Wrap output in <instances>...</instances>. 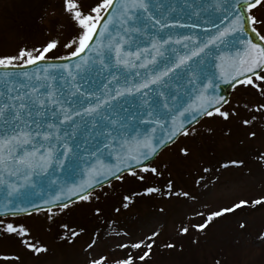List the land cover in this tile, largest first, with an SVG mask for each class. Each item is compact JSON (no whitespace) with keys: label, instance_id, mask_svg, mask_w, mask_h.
Instances as JSON below:
<instances>
[{"label":"snow or ice","instance_id":"obj_1","mask_svg":"<svg viewBox=\"0 0 264 264\" xmlns=\"http://www.w3.org/2000/svg\"><path fill=\"white\" fill-rule=\"evenodd\" d=\"M218 8L223 19L217 16L204 22L212 30L206 42L196 35L181 36L176 43L192 41L198 46L194 44V50L175 60L170 52L172 36L167 35L165 39L152 33L157 29L189 25L156 13L153 0H121L119 4L117 0H95L94 3L61 0L59 11L45 10L40 17L47 34L36 54L23 48L19 50V57L0 55V68L6 70L21 67L16 63L18 59L24 65H35L38 61L47 64L41 74L23 72L24 79L12 72L0 76L3 80L0 83V163L7 162L4 153H8L16 165L13 175L23 176L25 181L34 180L38 174L58 180L69 168L73 172L79 169L82 178L76 182L74 175L70 186L43 202L46 212L51 214L49 219L57 212L71 211L76 201L99 200L101 195H111L108 189L130 183H138L142 188V194L127 189L128 194H121L118 206L112 209L115 219L110 231L105 224L87 243L84 250L87 264H149L161 231L154 227L142 238L132 239L131 230L121 223L120 216L131 212L142 199H157L154 193H159L160 201L153 209L157 219L168 215L167 204L172 200L202 205L203 211L193 208L191 217L179 227V234L190 237L194 245H199L202 238L207 239L218 220L245 208L264 207V194L209 207L203 198L221 183L228 186L234 182L229 173L242 168L251 171L249 159L226 156L213 162L198 157L195 146L185 142L195 140L204 125L218 118H222L220 123L234 121L244 129L242 143L259 141L264 134L261 127L264 121V0H223ZM45 19L47 23H43ZM69 27L71 31L65 35L64 30ZM190 27L199 28L200 24ZM241 35L243 39H239ZM98 36L108 43L98 42ZM233 41L237 43L233 45ZM140 43L145 46L139 47ZM226 44L243 53L231 76V87L236 90L231 100L223 95H208L209 91L215 92L216 78H208L199 68L200 62L210 57L217 45ZM61 49L67 52L57 57ZM89 52L91 55H86ZM165 53H168L166 59ZM72 58L78 63H70ZM193 58L197 68H193ZM57 60L65 62L57 64ZM137 66L145 72L143 77ZM56 68L60 70L52 79L49 69ZM129 68L131 73L126 71ZM149 68L150 76L147 75ZM93 73L100 76L98 82ZM129 75L134 79L130 81ZM61 80L66 86L56 87ZM182 81H186L183 89L189 93L187 97L171 88L173 82L179 86ZM193 94L196 100L189 103ZM245 94L255 99H246ZM208 131L214 134L215 128L209 127ZM181 137L185 138L181 140L183 147L176 143ZM169 145H176L182 160L203 161L199 163L195 188L178 185L167 163H153ZM106 152L108 157L104 156ZM249 155L253 157L251 163L264 166V150ZM165 173L168 174L166 184L157 187L148 183L146 174L165 177ZM96 188L104 191L94 197ZM65 192L71 195L66 196ZM31 207L36 212L42 211L37 205ZM24 211L10 206L4 208L5 215ZM94 213L97 220L109 219L99 205L94 206ZM193 218L198 219L194 222ZM238 224L241 229L247 228L245 220ZM80 232L86 229L81 228ZM80 232L58 234L59 245L75 248ZM29 234V227L20 222L0 220V239H17L33 258H56L54 246L38 244L34 239L29 241ZM105 237L111 238L115 249L123 250L124 254L97 253ZM257 239L264 242V232L257 233ZM166 247L175 249L176 244L169 243ZM129 249L137 251L129 252ZM3 258L22 259L20 253Z\"/></svg>","mask_w":264,"mask_h":264},{"label":"rangeland","instance_id":"obj_2","mask_svg":"<svg viewBox=\"0 0 264 264\" xmlns=\"http://www.w3.org/2000/svg\"><path fill=\"white\" fill-rule=\"evenodd\" d=\"M94 3L95 0H89ZM61 0H0V55H15L19 57V50L26 48L36 54L35 50L40 48L46 37V30L42 28L41 15L47 10L49 13L55 9L60 10ZM43 23H47V19ZM71 28L65 29V35ZM67 49H61L56 55H64ZM60 53V54H59ZM62 53V54H61ZM17 64L23 63L22 59L16 61ZM236 95L233 88L228 99ZM246 99H255L247 97ZM227 108V105L224 106ZM210 121L208 125L201 128L200 135L195 140H185L181 137L176 143L183 147L181 140L193 144L196 148L198 157L212 160L232 156L244 157L249 159L250 169L242 168L239 171L229 173L234 182L228 186L224 183L218 185L213 192L205 196L204 202L211 208L225 206L233 200L257 198L264 194V166L251 163L253 157L250 153L257 150H264V134L259 141L249 144L242 143L244 129L236 122L224 121L220 123ZM197 127H200L197 125ZM209 127L215 128L214 134L208 131ZM264 128V121L261 122ZM231 129V135H229ZM171 149V150H169ZM159 153L153 163H167L171 169L172 176L178 185L184 188H195V180L199 163L203 161H185L180 158L181 154L176 145H169ZM165 177H158L160 183L166 184ZM155 177V176H154ZM149 184H153L148 179ZM107 189V186H105ZM127 190L142 194V188L138 183H130L117 189H108L111 195L105 197L101 195L99 200L76 201L71 207V211L57 212V215L49 219L50 213L41 211L30 213L19 217L2 218L5 222H20L29 227V241L33 239L39 244H49L56 249V258L39 257L33 258L28 255L17 239H0V264H87V257L84 250L90 237L96 232L104 229L105 224L108 230L112 226V209L118 206L121 194H128ZM104 190L95 191L102 193ZM157 199H142L131 211L120 216L121 223L131 230L132 239L142 238L145 233L152 228L161 231V236L154 245V255L150 258L149 264H264V242L257 239V233L264 232V207L245 208L235 215H230L225 219L218 220L210 229L207 239L202 238L199 245H194L190 237L179 234V227L182 222L191 217L192 209L196 208L203 211L200 203L192 204L182 200H172L168 202V215L163 218H155L154 206L160 203L159 193H154ZM102 207L109 219L100 217L94 218V206ZM195 219L193 218L194 222ZM247 221V228L241 229L238 222ZM55 221V223L53 222ZM73 223L70 229L68 224ZM76 226V227H73ZM86 232H80V229ZM80 232V238L75 248L61 247L59 245L58 234L64 232ZM169 243H175L176 248L166 247ZM97 253L104 255H123V250L115 249L114 241L105 237L100 246L96 249ZM129 252L137 250L129 249ZM20 253V261L6 260L5 255Z\"/></svg>","mask_w":264,"mask_h":264},{"label":"water","instance_id":"obj_3","mask_svg":"<svg viewBox=\"0 0 264 264\" xmlns=\"http://www.w3.org/2000/svg\"><path fill=\"white\" fill-rule=\"evenodd\" d=\"M121 0H117V4H119ZM223 0H153L155 11L161 16L164 17H175L176 19L181 21V25H189V27L177 26L176 28H172L171 30H160L157 29L153 32V35L163 36L165 39L167 35H171L173 38V43L170 47V52L172 53L171 58L175 60L177 57L181 55H185L188 52L194 50L195 42L192 41H181L180 43H176L177 40L181 36H189L196 35L199 37L201 41H205L208 39L209 34L212 32L210 28L204 23L208 19H215L217 16H220V11L218 5L222 3ZM222 20L223 17L220 16ZM167 22V20H165ZM199 23V28L190 27L192 24ZM219 23V21H217ZM243 35L239 37V39H243ZM98 42L103 44H107L108 41L103 37L96 38ZM237 42L233 41L232 44L235 45ZM185 44H187V48H185ZM145 45L143 43L139 44V47L143 48ZM198 46V44H195ZM135 47L131 49V51H135ZM126 51H128L126 49ZM240 53L238 56L237 54ZM86 55H91V53H86ZM243 53L242 50L230 46L225 45L224 47L216 46V50H214L210 57L204 58L200 64L199 68L203 69V74L208 78L215 76V83L217 85L215 92L209 91L208 95H223L225 97H229V94L232 91L231 87V76L235 74L234 65L238 63V60L242 58ZM168 58V53H165V59ZM51 62V59H48ZM193 68H197V64L195 63V58H193ZM57 64L63 63L65 61L57 60L55 61ZM73 65L78 63L76 58H72L70 61ZM143 63V60L140 62ZM21 67H17L15 69H2L0 68V76H4L5 72H12L20 76L21 79H24L22 76L23 72H28L31 74H41L42 70L47 67L46 62L38 61L35 65H20ZM163 67V64H161ZM59 68L49 69L50 72L53 73L52 79H54L55 72L59 71ZM107 71V70H105ZM129 73H131V69H127ZM137 71H141L142 77L145 75V72L137 66ZM151 68L148 69L147 75L150 76ZM97 82L100 79V76L96 73H93ZM6 79V77H4ZM134 77L129 75V80H133ZM207 82V80H205ZM0 83H3V80H0ZM9 84L13 83V81H8ZM186 81H182L179 86L173 82L171 84V88L174 92L181 93L184 97H187L189 93L184 91L183 84ZM66 86L64 82L58 81L56 83V87ZM155 96V93H153ZM196 100L195 94L192 95L191 99L188 101L192 103ZM132 101L129 100V103ZM149 130H151V126H149ZM159 134V130H157V135ZM6 157V163H0V217L8 216V215H18L23 213H30L32 210L31 205H37L41 209H46V205L43 203L46 200L52 199L57 193H60L62 189L66 186H70L73 183L72 177L75 175L76 182H79L82 178L79 176V169L73 172L70 168L66 169L65 172L59 176L58 180L46 176L44 174L36 175L34 180L25 181L23 176L13 175L16 172V165L11 161L8 153H4ZM109 153H105L104 156L108 157ZM114 156V154H113ZM83 167V166H81ZM21 171H23L21 169ZM59 171V170H57ZM26 175V174H25ZM17 181H19V187H17ZM66 196H70L71 193H64ZM5 206L15 207V208H23L24 212H17L15 214H4Z\"/></svg>","mask_w":264,"mask_h":264},{"label":"trees","instance_id":"obj_4","mask_svg":"<svg viewBox=\"0 0 264 264\" xmlns=\"http://www.w3.org/2000/svg\"><path fill=\"white\" fill-rule=\"evenodd\" d=\"M146 175H148L149 179L152 180V183L155 184L157 187L159 184L162 183V182L160 183V180L158 177H154L152 174H146Z\"/></svg>","mask_w":264,"mask_h":264}]
</instances>
